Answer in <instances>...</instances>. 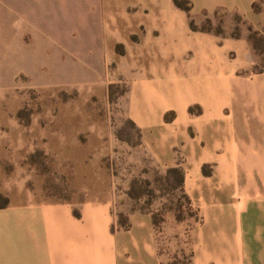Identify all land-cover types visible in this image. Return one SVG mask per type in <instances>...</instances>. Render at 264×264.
<instances>
[{
    "label": "crops",
    "instance_id": "obj_1",
    "mask_svg": "<svg viewBox=\"0 0 264 264\" xmlns=\"http://www.w3.org/2000/svg\"><path fill=\"white\" fill-rule=\"evenodd\" d=\"M169 1L174 9L150 10L145 24L125 21L129 15L113 0H95L104 59L116 57V43L125 46L120 61L132 80L129 116L160 164L174 165L176 154L182 156L184 190L201 205L203 216L191 230L192 264H264V72L253 78L236 74L253 59L246 28L231 33L237 18L264 28V0H201L199 5L192 0L191 14L200 16L196 24L223 10L228 17L223 33L192 29L187 13ZM257 1L261 8L254 10ZM120 22L129 37L120 33ZM109 28L111 47L103 34ZM188 33L195 40H188ZM161 34H168L167 43ZM191 105L200 112L190 113ZM168 110L175 116L166 122ZM248 160L257 162L260 182L249 192L239 186L234 164ZM205 162L217 163L208 177L201 171ZM25 181H14V194L0 205V264H164L148 214L130 213L128 227H118L107 200L44 199L26 189Z\"/></svg>",
    "mask_w": 264,
    "mask_h": 264
},
{
    "label": "rangeland",
    "instance_id": "obj_2",
    "mask_svg": "<svg viewBox=\"0 0 264 264\" xmlns=\"http://www.w3.org/2000/svg\"><path fill=\"white\" fill-rule=\"evenodd\" d=\"M171 2L187 13L192 29L194 23L201 30L224 32L228 17L223 10L214 20L204 17L196 24L194 19L200 16L193 18L192 0ZM113 3L121 5L129 15L125 21L133 23L148 24L150 10L174 9L169 0ZM95 7V0H0V205L9 201L14 181L21 177L26 179L25 188L40 198L72 203L107 200L118 227H128L133 212L151 217L161 262L192 264L191 230L202 224L201 205L184 190L179 152L174 165L160 164L148 137L129 116L132 80L120 61L126 49L116 43V57L106 62ZM252 8L260 9L261 2ZM236 24L240 26L231 33L246 28L253 59L236 74L253 78L264 72V28L244 25L240 18ZM162 25L159 19L156 26ZM117 27L129 37L122 22ZM110 30L103 32L109 47ZM161 37L168 42V34ZM185 37L195 40L189 33ZM229 55L233 57L232 52ZM188 110L197 114L200 107L191 105ZM174 116L168 110L164 121ZM244 162L251 165L248 171ZM234 164L239 186L245 185L249 192L260 183L257 162ZM216 167V162H205L201 171L208 177Z\"/></svg>",
    "mask_w": 264,
    "mask_h": 264
},
{
    "label": "trees",
    "instance_id": "obj_3",
    "mask_svg": "<svg viewBox=\"0 0 264 264\" xmlns=\"http://www.w3.org/2000/svg\"><path fill=\"white\" fill-rule=\"evenodd\" d=\"M192 27H193V28H196V25L193 23V24H192Z\"/></svg>",
    "mask_w": 264,
    "mask_h": 264
}]
</instances>
